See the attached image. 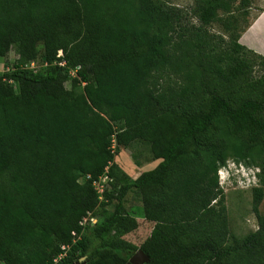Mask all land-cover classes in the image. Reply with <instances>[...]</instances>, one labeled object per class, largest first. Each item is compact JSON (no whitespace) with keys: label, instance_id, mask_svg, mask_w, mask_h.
<instances>
[{"label":"trees","instance_id":"16d2710c","mask_svg":"<svg viewBox=\"0 0 264 264\" xmlns=\"http://www.w3.org/2000/svg\"><path fill=\"white\" fill-rule=\"evenodd\" d=\"M161 1L0 0V58L16 48L0 73L3 264H54L63 246L56 264H127L138 250L144 264H264L262 190L253 191L258 230L233 246H220L226 220L214 206L224 200L217 170L228 150L258 162L264 177V56L240 44L233 18L223 26L227 46L204 47L200 28L231 14L236 0L198 3L199 28ZM39 44L45 67L36 71ZM255 66L263 73L252 80ZM170 71L187 85L158 93L154 75ZM221 119L220 140L235 142L207 145L202 138ZM113 139L147 142L161 161L132 181L113 162ZM105 174L113 190L100 201L92 184ZM133 189L154 223L139 247L124 239L138 227L123 207ZM88 213L96 222L81 225Z\"/></svg>","mask_w":264,"mask_h":264},{"label":"rangeland","instance_id":"374dc122","mask_svg":"<svg viewBox=\"0 0 264 264\" xmlns=\"http://www.w3.org/2000/svg\"><path fill=\"white\" fill-rule=\"evenodd\" d=\"M208 0H164L161 4L170 7H176L181 10L187 17L189 25L199 28L201 25L198 21L196 6L198 3H207ZM235 8L231 14L226 15L222 12H218V20L211 23L210 25L200 28V33L203 36L205 48L207 46L214 48L226 47L227 44L232 40L229 37V32L225 31L223 26L226 25L227 19L232 21L236 19L237 23L235 30L240 35V44L244 45L248 49H254L247 46L252 45L255 42L257 47L264 52V0H236L234 4ZM259 17V18H258ZM255 27L248 33V29L251 24L256 21ZM254 41L251 43L249 40ZM244 40L243 42H241ZM39 55L37 60L34 62V69L39 71L45 67V63L42 59V45L38 46ZM259 54V53H257ZM262 55V54H260ZM264 56V55H262ZM16 60V48L12 47L6 57L0 58V73L6 72L7 69H11ZM262 70L260 66H255L251 73L252 80L257 79L261 74ZM154 80L157 84L158 93L167 94L170 90H179L180 87L187 85L185 78L181 74L175 73V71L167 72L163 78H159L154 75ZM250 80V79H249ZM207 84L210 88L214 87V80L211 76L207 77ZM15 92H18V84L12 82ZM66 90L71 91L72 86L70 83L65 84ZM243 88L245 86H242ZM237 93L244 94V90L239 88L237 85L235 88ZM77 88L75 92L80 91ZM222 92V90H220ZM226 91V90H223ZM227 124L224 119H221L212 126V129L207 137L202 138V141L209 145V143L219 144L221 141L226 143V146L233 144L234 137H228V139H221V132L224 134L227 131ZM223 137V136H222ZM224 138V137H223ZM112 150L115 153L113 162L120 168V170L129 178L134 181L142 173L154 169L161 160H156L152 154L150 144L147 142L134 140L127 146H117L114 139L112 140ZM258 162L250 160H239L237 161L233 157L232 150L227 151V158L223 165H218L217 178L218 187L224 194V200L220 205L215 204L217 212H221L223 209V216L226 220V232L221 241V247L233 246L240 242L245 236L251 232H255L259 228L257 215L254 210V189L262 190V197L257 205L258 214L264 217V184L263 174L259 168ZM102 182L105 181L104 176L101 178ZM79 183L85 181L84 177L79 178ZM113 190L112 186L106 187V189ZM104 196V194H103ZM100 200V199H99ZM103 200V199H102ZM116 201H112L108 209H113L116 205ZM123 207L125 213L134 217L137 221L138 227L135 231L127 234L124 239L136 245L137 247L149 236L154 223L147 221L144 218V206L142 203V197L136 190H131L123 200ZM91 218V217H90ZM95 223L96 220L91 221ZM84 259H81L83 261ZM0 264L3 262L0 261ZM201 264H213V259L207 257Z\"/></svg>","mask_w":264,"mask_h":264},{"label":"built area","instance_id":"2783aa9c","mask_svg":"<svg viewBox=\"0 0 264 264\" xmlns=\"http://www.w3.org/2000/svg\"><path fill=\"white\" fill-rule=\"evenodd\" d=\"M57 57L58 58H60V57H62V52L61 51H59L58 52V55H57ZM34 65H35V63L34 62H32L31 64H30V66H29V68L30 69H34ZM58 65H60V66H64L65 65V62H60V63H58ZM78 69V68H77ZM9 71V69H7V71L6 72H8ZM76 71L77 70H71L69 73H70V75L72 76V77H75L76 76ZM113 147V146H112ZM107 171V170H106ZM103 177V176H102ZM102 177H100L97 181H95V182H93V188H94V190L97 192V194H98V198L100 199V201L103 199V194H104V192H105V190H106V187H107V185H108V183L109 182H111V179L105 174L104 175V179H105V181H103L102 182ZM93 219L92 218H90V214L88 213L87 214V217L83 220V222L81 223V225H84L87 221H92ZM72 236H73V243H75V242H77L79 239H80V237H81V235H77L76 233H72ZM67 249L68 248H66V247H62V250H63V253H61L56 259H54V264H56L57 262H59L61 259H63V257L66 255V251H67Z\"/></svg>","mask_w":264,"mask_h":264},{"label":"water","instance_id":"95a60500","mask_svg":"<svg viewBox=\"0 0 264 264\" xmlns=\"http://www.w3.org/2000/svg\"><path fill=\"white\" fill-rule=\"evenodd\" d=\"M147 257L145 256V254L141 251L138 250L127 262V264H144L146 263Z\"/></svg>","mask_w":264,"mask_h":264},{"label":"crops","instance_id":"0c3cea01","mask_svg":"<svg viewBox=\"0 0 264 264\" xmlns=\"http://www.w3.org/2000/svg\"><path fill=\"white\" fill-rule=\"evenodd\" d=\"M263 12H264V11H263ZM258 18H259V17H258ZM258 18L256 19V21H254V22L251 24V27L248 29V33H250V31L253 29V26L255 27V24H256ZM243 41H244V40H242L241 42H243ZM249 41H250L251 43H254V41H251V39H250ZM256 44H257V43L255 42V43L252 44V45L247 44V46H249L250 48L254 49L257 53L264 55V52H263L261 49H259V48L257 47Z\"/></svg>","mask_w":264,"mask_h":264}]
</instances>
